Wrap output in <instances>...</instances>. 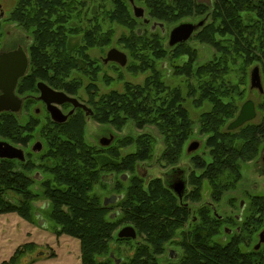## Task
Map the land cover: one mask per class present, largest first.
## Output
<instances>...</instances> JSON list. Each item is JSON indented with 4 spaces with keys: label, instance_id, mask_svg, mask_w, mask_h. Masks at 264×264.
Segmentation results:
<instances>
[{
    "label": "trees",
    "instance_id": "1",
    "mask_svg": "<svg viewBox=\"0 0 264 264\" xmlns=\"http://www.w3.org/2000/svg\"><path fill=\"white\" fill-rule=\"evenodd\" d=\"M141 1L151 22L175 26L185 18L209 16L197 34L199 40L216 49V55L206 64L195 66L196 52L185 46L186 43L179 44L174 49L175 57L185 54L188 61L177 68L176 73L188 79H198L197 87L191 92L198 93L196 101L199 104L207 102L212 105L211 111L200 117L198 127L200 134H209L207 145L212 160L193 159L199 160L197 166L203 169V177L209 181L213 191L232 188L241 180L240 162L256 158L259 145L264 141V115L259 124L248 122L233 131L227 128L228 121L234 119L239 111L234 94L241 90L230 77L236 62L241 61L245 71L253 64L259 66L264 85V0H213L212 6L198 0ZM116 3V9L109 13L111 21L134 28L137 19L132 16L128 4L122 0ZM80 5V0H18L9 20L32 30L35 37L30 59L33 74L28 78L43 79L57 88L78 94L76 80L72 78V82H67V78L71 72L73 76L81 70L92 74L95 69L90 57L84 53L86 48L103 46L110 39L98 23L84 33L85 47L72 45V55L68 52V36L72 34L73 37L77 31L68 30L66 23ZM4 20L0 18V36ZM140 30L139 27L138 38L143 34ZM139 43L140 48H146L147 41L139 39ZM132 44L128 47L137 54ZM148 68L151 65L144 63L143 69L139 70ZM261 94L263 101L259 109L264 112V92ZM226 98L229 100L225 101ZM184 102L181 90L169 89L161 73L153 70L144 85L129 87L122 93L113 91L94 106L98 112L97 119L118 130L123 129L128 121L134 122L138 128L154 124L164 141L161 160L175 165L194 133V121ZM78 116L75 115L72 128L69 125L61 129L58 136L48 140L46 156L55 160V168L51 169L53 178L45 183L48 189L45 199L50 202L48 216L54 222L56 232L80 241L83 264H114L112 241L125 240L118 238L116 231L122 224L133 223L146 238L136 245L134 256L121 264H159L158 256L165 252L167 241L181 226L179 220H171L170 217L180 218L181 209H175L178 205L161 179L145 186L136 170L138 164L152 159L155 137L144 133L131 137L132 140L130 137L119 139L117 145L104 150V153L87 145L85 124ZM8 120L16 124L13 117ZM1 121L0 134L14 130ZM133 143L135 151L123 155L122 148ZM110 171L120 175L131 174L129 181L119 180L118 188L124 193V198L116 206L123 212L116 218L110 217V208L102 206L101 198L93 192L94 186L101 182L100 173ZM33 184L32 177L11 172L8 166L1 165L0 214L18 212L27 220L37 218L39 197L29 190ZM8 191L13 196L3 195ZM152 191L157 193L155 199ZM240 258L229 245L212 247L205 243L200 254L192 255L187 264H249ZM3 264H17V260L13 258Z\"/></svg>",
    "mask_w": 264,
    "mask_h": 264
},
{
    "label": "rangeland",
    "instance_id": "2",
    "mask_svg": "<svg viewBox=\"0 0 264 264\" xmlns=\"http://www.w3.org/2000/svg\"><path fill=\"white\" fill-rule=\"evenodd\" d=\"M116 1L117 0H80L82 5L77 8L73 17L71 16V19L66 23V28L68 30L74 29V31H77L73 37L72 34H69L68 36V52L71 55L73 46L85 47L83 42L84 33L95 27L98 23L103 31L107 32L106 34L110 36L109 41L105 45L89 47L86 48L84 52L90 57L93 68L95 69L92 74H85L83 70H81L75 72V75L72 76L71 72L70 76L67 78V82H72V78H74L79 85L78 93L81 95L80 97L82 100L86 101L90 95H97L99 97L113 91L122 93L129 87L136 88L142 86L152 75L153 70H158L163 76L166 85L169 86V89L178 88L181 90V93L185 98V106L190 113V117L194 121V133L190 137V140L200 143L201 152H199V156L203 155L204 159L207 162H210L212 160L211 150L207 145L209 134H200L198 127L200 125V117L205 112L211 111L212 105L207 102L199 104L196 101L198 93L191 92V89L195 88V86L197 87L196 84L198 79H188L187 76L183 74L177 75L176 73V69L182 67L188 61V56L184 54L175 57L174 49L177 46L172 50L167 49V47H169V33L174 25L163 24V27L158 26L153 29V22L145 23L142 18H137L134 15L133 5L129 0L122 1L128 4L132 16L137 19L136 26L131 28L113 22L109 18V13L116 9ZM17 2L18 0H0V18L6 19L2 23L0 51L14 50L22 46L26 49L29 58L31 59V47L35 43V37L32 30H26L9 20L11 13L16 8ZM135 4L139 7H143L145 9L146 17H149L141 0H135ZM2 13H4L3 17H1ZM201 18L202 17L200 16H193L191 18H185L182 21L198 22ZM139 27L141 28L140 33L142 34L143 32V34L140 35V38H138L139 35L137 36V30ZM198 38L196 32L189 41L185 42V46L190 47V50L195 51L197 54L195 66L206 64L216 55L215 48ZM139 39L147 41L145 49L139 47ZM131 43H133V47L136 48L135 51H137V54L133 53L128 47ZM112 48H117L127 54L128 61L125 66L113 62H103L108 51ZM94 61L96 64H94ZM144 63L151 65V68H148L146 71H140L139 69H143ZM255 66L256 64L248 66L245 71L242 69L244 65L238 60L232 67L234 70L231 71L232 75H230V77H232L233 83H236L241 90L240 93L234 94L235 103L239 105L237 116L243 104L247 100L252 99L256 105L257 116L250 123L259 124L264 115V112L259 109V104L262 103L263 96L257 89L251 88L250 80L251 71ZM31 74H33L32 71L30 72V75ZM229 96L232 98L231 92L229 93ZM228 100V98L225 99V101ZM35 107H40V110L42 109L40 103L30 104V107L26 109L27 111L32 112ZM23 115H25V113H20L22 118L21 122L24 123L27 119L24 118ZM38 117L43 118V112L42 114L40 113V116ZM234 119L228 121L227 125H229ZM89 122L90 124L95 123L94 120ZM31 126L32 127L29 126V129H31L33 133L32 140L35 141L41 139L39 137L41 124L34 121L31 123ZM115 129L116 128L108 127V129H106L108 131L104 133L106 137H110L111 135L114 136V141L112 142L113 145H117L116 143L118 139H126V137H130L129 140H132L131 137L135 138L144 133H151L155 137L156 145L154 155L151 160L145 163L146 165L139 173L140 176H142L143 173H147L146 176L150 179L151 177H156L162 174V171L169 167V165L166 164V161L161 160L162 152L164 150V141L158 128L154 124L138 128L134 122L128 121L123 129ZM102 132V129L96 125H94V128H90V125H87V142L93 144L94 140L99 141ZM135 149L136 145L133 143L124 146L121 153L125 155L135 151ZM42 155L43 153L32 156V160L35 164L37 163V159L41 158ZM240 163L242 177L237 189V195L245 197L250 193L264 196V141L260 143L258 154L256 158L253 159V162L241 161ZM37 169L38 166L35 165L32 170H30L32 175L36 174ZM149 179H146L145 183H147ZM40 185L41 182L38 180L34 181L32 189L36 191L39 189ZM204 189L205 197L208 198L210 196L211 186L207 180L204 181ZM228 197H230L229 193L224 197L225 202L223 203V206L229 211L230 209L226 203ZM39 219L40 218L37 219L34 217L32 220H27L18 212L0 214V264L9 262L13 258H16L17 264H83L80 241L77 238L66 234H58L54 222L48 220L45 213L41 215V220L46 223L44 227L40 225ZM141 237L145 241V235ZM112 242H114L112 250L115 258L129 260L134 256L136 247L135 241L124 240L116 243V240H113ZM171 246L173 248L175 247L174 245ZM20 251L22 253L24 251V253L19 254ZM158 262L159 264H172L167 261L166 252L158 256Z\"/></svg>",
    "mask_w": 264,
    "mask_h": 264
},
{
    "label": "flooded vegetation",
    "instance_id": "3",
    "mask_svg": "<svg viewBox=\"0 0 264 264\" xmlns=\"http://www.w3.org/2000/svg\"><path fill=\"white\" fill-rule=\"evenodd\" d=\"M208 20L209 16H206L202 17L198 22L183 21L181 23L191 22L199 25L197 30L195 31L196 33L202 26H204V24ZM154 23L155 22H153V24ZM199 23L202 24L200 25ZM179 24L175 25L170 30L168 40L169 47H167V49L169 50H172L179 44L185 43H178L175 46L170 45L171 32ZM158 26L161 27L160 25H157L156 27ZM9 51H0V53ZM108 53L106 55V58L108 57ZM106 58L103 59L104 63L113 62L121 66H125L127 64L126 63L125 65H122L115 60L106 62ZM31 67L32 65L30 61L26 75L20 79L15 90V95L21 100L20 109L16 111H0V121L2 120L1 122L10 125V127L14 129L13 131H8V134H0V143H2L4 147L11 146L21 151L23 158H10L0 156V167L1 165L5 164L9 167V170L11 172L22 173L23 175L32 177L33 181L38 180L39 182H41L38 190H33V185L29 187V190H31L33 194L39 197V201L37 202V204L43 203L42 208L37 207L39 211H37V213H39L40 215H43V213H45L48 220H51L48 216L51 205L50 202L45 199V197L48 196V189L45 186V183L53 178L51 169L55 168V160L46 156L49 150L48 140L50 138L52 139L53 137L58 136L61 129H64L69 125L72 128V121H74L77 117H75V115L79 114L78 117L81 119V121H83V124H85V140L87 125H90V128H94V125H96L100 129H102L103 132L102 134H100L101 136L99 141L94 140L93 144L88 143L87 140L85 142L91 148L103 152L104 150L106 151L108 148L115 146L112 144V142L114 141V136L111 135L110 137H106L104 135V133L108 131L106 130L108 129V127H115L100 122L96 117V115H98V112L96 111L94 105L96 103H99L102 97L107 94L99 97L97 95H90V97L86 101H84L80 97L81 95H79V93L73 94L69 91L62 90L51 85L48 81H45L43 79L35 80L34 78H28L30 72L32 71ZM23 79L24 81H22ZM40 83H44L55 91L64 92L68 96L78 99V101L84 104L87 109L85 110L81 107L74 108V105L70 102H65L63 104L48 102L45 98H43L42 90L39 88ZM2 94L3 92L0 90V96ZM36 103H40L42 105L41 110L40 107H35L34 111H27V109L30 107V104ZM50 103L51 105H49ZM50 106L57 107L64 115H67V120L64 122L55 120L52 116ZM72 111L73 113L70 114ZM22 112L23 114L25 113V115L23 116L27 119L24 123L21 122L22 118L20 116V113ZM42 112L44 117L39 118L38 116H40V113L42 114ZM9 117H13V119L16 121L15 125L11 124V121L8 120ZM91 120H94L95 123L90 124L89 121ZM34 121L41 124L39 131V137L41 139H37L35 141L32 140L33 133L32 130L29 129V126L32 127L31 123ZM15 128L17 130H15ZM108 139H111V142L109 144H105ZM118 141L119 139L117 140L116 144H118ZM195 142L197 141H191L189 139L185 144L182 156L178 163L175 165H169L167 169L162 171V174L156 177H151L150 179L146 176L147 173H143L141 176V179L144 181L145 186L156 179H161L163 186L169 189L170 193H172L175 199V204L178 205L175 207V209H181L180 218H177L175 216L170 217L171 220H179L181 226L176 230L173 236H171L170 240H168L166 243L165 252L167 253V261L172 264H180V262L183 261L184 264H187L188 260H190V257L197 253L200 254V248L204 246L205 243H207L212 247L216 245H229L230 248H232L233 253L241 257L239 260L246 261L249 264H264V241L262 240V234L264 232V196L250 193H248L245 197L238 196L237 189L239 186V182L241 181L240 180L237 184H234L232 188H228L225 190L223 189L213 191V189L211 188L210 196L206 198L204 189V181L206 179H204L203 177V169L198 168L197 166L199 160H197L196 162V160L194 161L193 159L194 157H198L199 152H201L200 143L198 142V148L190 150V147ZM41 153H43L44 156L42 155L41 158L37 159V163L35 164V162L32 160V156ZM199 157L204 159L203 155ZM247 162H253V160ZM145 163L147 162H143L137 165L136 170L138 174L146 165ZM35 165L38 166V169L36 170V174L32 175L30 170H32ZM126 175L127 178L125 179ZM100 176L101 182L97 183L94 186L93 192L101 198L102 206L110 208L111 218L121 216L123 209L116 206L124 198V193L120 191V188H118L119 180L127 182L131 178V174L123 173L120 175L115 171H110L104 173L101 172ZM146 179H149L147 183H145ZM228 193L230 194V197L225 199L227 206L230 209L229 211L223 206V203L225 202L224 197ZM152 194L155 199L157 193L152 191ZM3 195L5 197L13 196L10 191L5 192ZM113 197L117 198L115 202H111V199ZM39 220H41V217ZM126 226H132L135 228L137 232V237L135 239L120 238L118 236L120 230ZM144 235L145 234L143 233H139L137 227L133 223H126L116 231V236H118V238L125 239L127 241L133 240L135 241L136 245L144 242V239H142L141 237ZM171 245H174L175 247L173 248ZM111 256L114 259V264L117 260H119L120 264L123 262L122 258H115L113 252L111 253Z\"/></svg>",
    "mask_w": 264,
    "mask_h": 264
},
{
    "label": "water",
    "instance_id": "4",
    "mask_svg": "<svg viewBox=\"0 0 264 264\" xmlns=\"http://www.w3.org/2000/svg\"><path fill=\"white\" fill-rule=\"evenodd\" d=\"M131 4H133L134 15L137 18L144 19L145 23H150V20L146 18L145 9L143 7H139L135 4V0H129ZM200 3H205L208 5L213 4V0H198ZM4 13L1 14L3 17ZM200 25L202 23H199ZM157 25L163 27L162 23L155 22L153 24V29L156 28ZM199 25L185 22L176 26L172 32L170 37V45L175 46L178 43L186 42L190 40L195 31L197 30ZM115 60L122 65L127 63V55L118 49H111L108 53V57L105 59L106 62ZM29 56L23 47H19L16 50L0 53V90L3 94L0 96V111L4 110H19L21 107V100L15 95L16 87L21 78H23L29 67ZM39 88L42 90L43 98H45L48 102H56L59 104H63L65 102H70L74 105V108L81 107L83 109H87V107L80 103L78 99L72 98L68 96L64 92L55 91L51 89L44 83L39 84ZM251 88L257 89L260 93L264 92V85L262 81V75L259 66H255L251 71ZM51 105V103L49 104ZM50 110L52 112V116L55 120L59 122H64L67 120L68 116L64 115L57 107L50 106ZM73 111L70 113L72 114ZM257 116V110L255 102L252 99L247 100L238 116L229 123L228 130L233 131L246 123L253 121ZM111 139H108L105 144H109ZM198 142H195L190 150H194L198 148ZM0 156L1 157H20L23 158L22 152L15 149L11 146H5L0 143ZM127 178V175L125 179ZM117 198H112L111 202H115ZM38 208L43 207V203L36 204ZM37 217H41L39 213H37ZM40 225L45 226V221L40 220ZM120 238H132L135 239L137 237V232L134 227L126 226L122 228L118 234ZM262 240L264 241V232L262 234ZM115 264H120L119 260L116 261Z\"/></svg>",
    "mask_w": 264,
    "mask_h": 264
}]
</instances>
